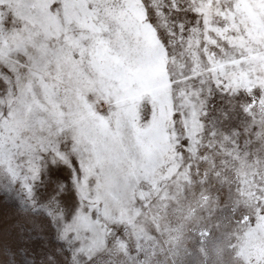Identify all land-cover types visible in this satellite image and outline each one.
<instances>
[{"label": "snow or ice", "instance_id": "obj_1", "mask_svg": "<svg viewBox=\"0 0 264 264\" xmlns=\"http://www.w3.org/2000/svg\"><path fill=\"white\" fill-rule=\"evenodd\" d=\"M0 197V264H264V0H0Z\"/></svg>", "mask_w": 264, "mask_h": 264}, {"label": "rangeland", "instance_id": "obj_2", "mask_svg": "<svg viewBox=\"0 0 264 264\" xmlns=\"http://www.w3.org/2000/svg\"><path fill=\"white\" fill-rule=\"evenodd\" d=\"M22 219L14 203L0 197V235L8 238L7 233L11 226L17 221ZM55 247V245H53Z\"/></svg>", "mask_w": 264, "mask_h": 264}]
</instances>
